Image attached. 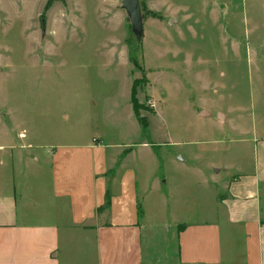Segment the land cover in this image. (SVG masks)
<instances>
[{
  "label": "rangeland",
  "instance_id": "rangeland-1",
  "mask_svg": "<svg viewBox=\"0 0 264 264\" xmlns=\"http://www.w3.org/2000/svg\"><path fill=\"white\" fill-rule=\"evenodd\" d=\"M139 1L140 43L130 22L116 31L101 0H80L90 11L65 24L42 19L39 42L26 19L0 25V136L5 128L44 145H87L96 136L132 146L126 162L137 179L165 176L190 205L191 181L254 168L252 140L264 137V0ZM63 35L81 42L72 47ZM118 37L126 55L110 48ZM135 48L142 72L128 59ZM135 79L144 130L129 116ZM219 166L227 170L215 173Z\"/></svg>",
  "mask_w": 264,
  "mask_h": 264
},
{
  "label": "crops",
  "instance_id": "crops-1",
  "mask_svg": "<svg viewBox=\"0 0 264 264\" xmlns=\"http://www.w3.org/2000/svg\"><path fill=\"white\" fill-rule=\"evenodd\" d=\"M101 1L116 17V31L124 28L122 0ZM47 3L0 0V25L26 19L36 26L31 41L39 42L42 19L45 26L65 24L75 12L87 15L91 5ZM65 37L72 47L81 42ZM121 39L110 48L126 55ZM0 137L7 143L0 144V264H264L263 135L252 140L254 168L229 180L191 181L190 205L171 194L165 176L149 172L137 179L126 162L132 146L109 147L96 136L87 145H44L26 130L5 128ZM226 170L219 166L215 173ZM152 191L159 192L153 207ZM106 193L109 206L102 208Z\"/></svg>",
  "mask_w": 264,
  "mask_h": 264
},
{
  "label": "trees",
  "instance_id": "trees-1",
  "mask_svg": "<svg viewBox=\"0 0 264 264\" xmlns=\"http://www.w3.org/2000/svg\"><path fill=\"white\" fill-rule=\"evenodd\" d=\"M53 1L54 0H48V3L47 4H50ZM142 6L143 5H141V8H143ZM142 12H143V10H142ZM137 42L140 43V40H137ZM128 59L132 63V65L134 66V68H137L141 72L143 71V70L140 69V66L138 65V62H137V58H136V48L135 49H132V51L129 52ZM143 78L144 77L142 76L141 79H143ZM141 86H142V82H140L139 79H135L133 81V83L131 85V90H130V104H131V107H132V110H133V113H134V116H135L136 120L142 126V129L144 130V129L147 128V123L145 122V119L142 118L139 115V110L141 108H143V107L138 102V99L136 97V95H137V89H141ZM109 202H110V197L106 193V195H105V203H104V206L102 208L108 207L109 206ZM138 216H140V210L139 209H138Z\"/></svg>",
  "mask_w": 264,
  "mask_h": 264
},
{
  "label": "water",
  "instance_id": "water-1",
  "mask_svg": "<svg viewBox=\"0 0 264 264\" xmlns=\"http://www.w3.org/2000/svg\"><path fill=\"white\" fill-rule=\"evenodd\" d=\"M121 7L125 10L130 22L131 32L135 36L136 40H140L143 31V12L139 0H122ZM170 24L172 19H170ZM205 114L204 111L200 113ZM221 117V114L219 115Z\"/></svg>",
  "mask_w": 264,
  "mask_h": 264
}]
</instances>
